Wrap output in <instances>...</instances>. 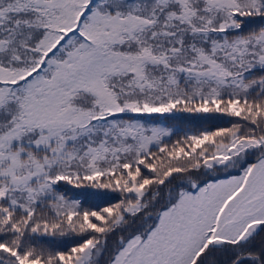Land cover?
Returning a JSON list of instances; mask_svg holds the SVG:
<instances>
[{"label":"snow or ice","instance_id":"snow-or-ice-1","mask_svg":"<svg viewBox=\"0 0 264 264\" xmlns=\"http://www.w3.org/2000/svg\"><path fill=\"white\" fill-rule=\"evenodd\" d=\"M0 264H264V0H0Z\"/></svg>","mask_w":264,"mask_h":264}]
</instances>
